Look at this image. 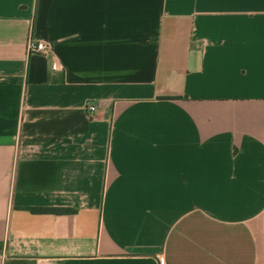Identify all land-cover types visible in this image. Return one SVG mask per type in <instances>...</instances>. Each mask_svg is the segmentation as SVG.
Masks as SVG:
<instances>
[{"label": "crops", "instance_id": "obj_1", "mask_svg": "<svg viewBox=\"0 0 264 264\" xmlns=\"http://www.w3.org/2000/svg\"><path fill=\"white\" fill-rule=\"evenodd\" d=\"M162 259L264 264V0H0V264Z\"/></svg>", "mask_w": 264, "mask_h": 264}, {"label": "built area", "instance_id": "obj_2", "mask_svg": "<svg viewBox=\"0 0 264 264\" xmlns=\"http://www.w3.org/2000/svg\"><path fill=\"white\" fill-rule=\"evenodd\" d=\"M28 54H41L44 56L51 55L53 49L50 43L43 39L30 38L27 43ZM109 105V101L101 99L97 102H87L86 110L87 112H94L99 108H103ZM161 264H165L164 259L161 260Z\"/></svg>", "mask_w": 264, "mask_h": 264}, {"label": "trees", "instance_id": "obj_3", "mask_svg": "<svg viewBox=\"0 0 264 264\" xmlns=\"http://www.w3.org/2000/svg\"><path fill=\"white\" fill-rule=\"evenodd\" d=\"M33 212H63L64 209L59 208H31Z\"/></svg>", "mask_w": 264, "mask_h": 264}]
</instances>
